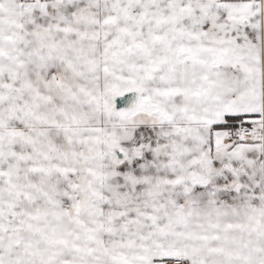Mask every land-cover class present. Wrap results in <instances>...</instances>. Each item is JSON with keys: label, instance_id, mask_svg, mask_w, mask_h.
Listing matches in <instances>:
<instances>
[{"label": "snow or ice", "instance_id": "snow-or-ice-1", "mask_svg": "<svg viewBox=\"0 0 264 264\" xmlns=\"http://www.w3.org/2000/svg\"><path fill=\"white\" fill-rule=\"evenodd\" d=\"M0 264H264V0H0Z\"/></svg>", "mask_w": 264, "mask_h": 264}]
</instances>
